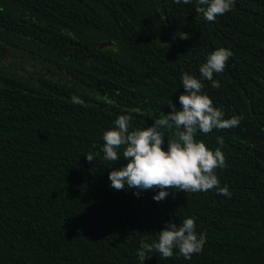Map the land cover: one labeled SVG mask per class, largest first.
I'll list each match as a JSON object with an SVG mask.
<instances>
[{
	"label": "trees",
	"instance_id": "trees-1",
	"mask_svg": "<svg viewBox=\"0 0 264 264\" xmlns=\"http://www.w3.org/2000/svg\"><path fill=\"white\" fill-rule=\"evenodd\" d=\"M195 0H0V264H264V0H236L206 21ZM179 32L189 39H180ZM102 41L112 45L98 48ZM233 56L203 94L239 125L197 133L221 148L215 174L231 197L168 189L115 190L103 132L180 109L181 76L217 48ZM82 104H74L72 96ZM164 131L163 148L176 140ZM217 137H223L222 146ZM123 147L121 148V153ZM98 153L93 162L85 154ZM193 218L203 251L152 249L168 222Z\"/></svg>",
	"mask_w": 264,
	"mask_h": 264
},
{
	"label": "clouds",
	"instance_id": "clouds-1",
	"mask_svg": "<svg viewBox=\"0 0 264 264\" xmlns=\"http://www.w3.org/2000/svg\"><path fill=\"white\" fill-rule=\"evenodd\" d=\"M194 0H173L178 5H189ZM236 0H195L196 11L203 19L212 22L217 16L232 11ZM180 39H189L187 33L179 32ZM233 52L226 48H217L199 67V78L184 73L181 85L185 92L178 97L180 109L168 103L170 111L163 116L154 117L153 123L143 129H131L130 115H119L110 130L103 132L101 151L106 161L115 162L121 157L126 161L123 167L112 169L108 174L110 187L115 190L136 189L133 193L138 198L143 191L153 189V200L160 202L169 195L168 189L183 192H207L216 189L217 194L231 197L227 185L220 187L215 174L217 168L226 166L225 157L220 147L212 150L205 143L197 140V133L207 134L213 129H227L239 125L242 117L232 116L224 119V112L213 105L211 98L203 94V80L211 82L213 88H219V81L213 79L214 73L225 70L226 63ZM74 104H82L83 100L72 96ZM175 129L176 140H169L167 149L164 145V131ZM223 137H217V144L222 146ZM123 151L121 153V148ZM98 153L85 154L86 159L93 162ZM206 234L197 232L193 218H185L177 226L168 222L159 232L158 241L150 246L142 244L149 251L155 249L162 258L168 259L179 254L186 260L203 251Z\"/></svg>",
	"mask_w": 264,
	"mask_h": 264
},
{
	"label": "water",
	"instance_id": "water-1",
	"mask_svg": "<svg viewBox=\"0 0 264 264\" xmlns=\"http://www.w3.org/2000/svg\"><path fill=\"white\" fill-rule=\"evenodd\" d=\"M111 45H112L111 41H102L98 44V48L102 49Z\"/></svg>",
	"mask_w": 264,
	"mask_h": 264
}]
</instances>
